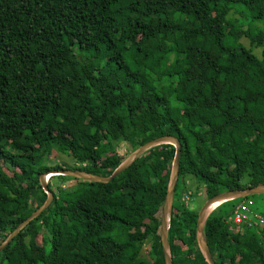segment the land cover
<instances>
[{"label":"trees","instance_id":"trees-1","mask_svg":"<svg viewBox=\"0 0 264 264\" xmlns=\"http://www.w3.org/2000/svg\"><path fill=\"white\" fill-rule=\"evenodd\" d=\"M166 134L181 144L175 193L187 179L206 199L264 184V0H0V243L46 199L41 173L107 176ZM54 151L70 163L48 164ZM174 153L154 146L107 183L51 175L60 182L53 192L48 179L50 205L0 264H165L160 220ZM239 201L208 215L211 255L264 264V225L233 233L226 222ZM174 202L172 264H208L199 210Z\"/></svg>","mask_w":264,"mask_h":264},{"label":"water","instance_id":"water-1","mask_svg":"<svg viewBox=\"0 0 264 264\" xmlns=\"http://www.w3.org/2000/svg\"><path fill=\"white\" fill-rule=\"evenodd\" d=\"M160 144H171L175 148L174 158L171 164L170 175L167 184V190L165 198L162 205L161 220H160V242L161 248L164 256L165 264H172V256L170 252V245L168 241V229L169 220L173 206V199L175 194V186L179 177V161L181 144L178 138L171 134L162 135L153 138L142 145L138 146L136 149L131 151L113 170L110 175L103 176L92 174L83 170L77 169H60V170H49L40 174L39 182L46 194V199L44 202L36 208L31 214H29L24 220H22L0 243V251L3 250L12 239L33 219L38 217L51 203L54 195L53 192L48 187V179L51 175H66L75 177L82 180L92 181V182H110L113 178L118 176L120 173L125 171L134 161H136L140 155H142L146 150L160 145ZM264 194V184L255 185L253 187H246L242 189H232L216 193L209 198H207L197 213L196 227H195V237L199 250L201 251L203 257L208 264H216L214 261L206 237L204 235V224L210 214V212L220 203L243 198L251 195Z\"/></svg>","mask_w":264,"mask_h":264},{"label":"rangeland","instance_id":"rangeland-1","mask_svg":"<svg viewBox=\"0 0 264 264\" xmlns=\"http://www.w3.org/2000/svg\"><path fill=\"white\" fill-rule=\"evenodd\" d=\"M233 17H235V15H233ZM241 42L245 46L249 47V41L247 38H242ZM253 50L257 55H260V53H261L260 47L254 48ZM127 149H128L127 145L125 143H122L117 148V151L119 154H124ZM56 162L68 164V163H70V160H69V157L67 155L54 151V153L48 159V164L52 165V164H55ZM49 180H50V182H52V185H53L52 191L56 192L55 184L59 183L60 180H58L56 177H54V178L49 177ZM68 184H71V183L69 182ZM185 184H186L185 191L191 190L193 192L194 189H193L192 181L187 179L185 181ZM179 187H181L180 182H179L178 187L176 189V193L174 194V198H175L174 203H177V201L182 197V193L179 192ZM202 189H203L202 187L199 188V191ZM205 200H206V198L204 196H202V195L200 196L198 194L193 193L191 201H190V207L199 210ZM249 200L251 201L250 204H247L248 208H249V212H246L244 210H242V211L245 212L251 218H252V213H255V212L264 215V194L251 195V196H249ZM238 201H239V198H238ZM244 226H248V225L247 224H241L238 231L233 232V233H241L243 231ZM38 242L41 243V236H38ZM149 247H150L149 244H146L143 246V248L141 250V256L145 259H148L147 256H148Z\"/></svg>","mask_w":264,"mask_h":264},{"label":"built area","instance_id":"built-area-1","mask_svg":"<svg viewBox=\"0 0 264 264\" xmlns=\"http://www.w3.org/2000/svg\"><path fill=\"white\" fill-rule=\"evenodd\" d=\"M82 165H85L82 163ZM198 195H203V189L197 192ZM193 192L191 190H187L182 193V197L180 198V201L184 203L185 206H188L190 204L191 198H192ZM239 201V203L235 206V209L233 211V214L228 216L226 222L229 223V229L232 232L238 231L241 224H247L248 226H254L259 227L264 225V217L255 212L252 213V218L249 217L245 212L242 210L249 212V208L247 204H250V201Z\"/></svg>","mask_w":264,"mask_h":264}]
</instances>
